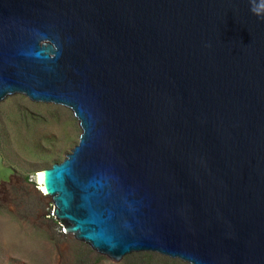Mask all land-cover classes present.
Segmentation results:
<instances>
[{"label":"water","instance_id":"95a60500","mask_svg":"<svg viewBox=\"0 0 264 264\" xmlns=\"http://www.w3.org/2000/svg\"><path fill=\"white\" fill-rule=\"evenodd\" d=\"M264 5V0H257ZM250 0H0V103L78 122L40 175L113 264H264V21ZM14 172L0 156V184Z\"/></svg>","mask_w":264,"mask_h":264},{"label":"rangeland","instance_id":"374dc122","mask_svg":"<svg viewBox=\"0 0 264 264\" xmlns=\"http://www.w3.org/2000/svg\"><path fill=\"white\" fill-rule=\"evenodd\" d=\"M72 113L10 97L0 103V156L14 172L0 186V264H113L86 244L65 236L51 199L37 191L39 173L61 164L79 144ZM121 264H183L153 254Z\"/></svg>","mask_w":264,"mask_h":264},{"label":"clouds","instance_id":"9594fccd","mask_svg":"<svg viewBox=\"0 0 264 264\" xmlns=\"http://www.w3.org/2000/svg\"><path fill=\"white\" fill-rule=\"evenodd\" d=\"M249 10L258 19H260L261 21H264V5L259 4L257 2V0H250V9ZM37 189L39 190V186L37 187ZM45 198H47V197H45ZM64 235L69 236L66 232L64 233ZM70 237H72V236H70Z\"/></svg>","mask_w":264,"mask_h":264},{"label":"bare ground","instance_id":"6f19581e","mask_svg":"<svg viewBox=\"0 0 264 264\" xmlns=\"http://www.w3.org/2000/svg\"><path fill=\"white\" fill-rule=\"evenodd\" d=\"M39 174H42V173H39ZM38 174V176L36 177V183L38 184V186H39V192H40V194L42 195V196H45V194H44V191H43V188H42V186H41V179H40V175ZM3 183H1L0 184V186L2 185ZM47 199H49V198H47Z\"/></svg>","mask_w":264,"mask_h":264}]
</instances>
